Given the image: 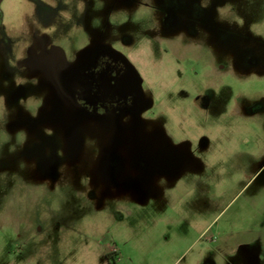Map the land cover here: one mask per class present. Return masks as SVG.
Wrapping results in <instances>:
<instances>
[{
  "label": "rangeland",
  "instance_id": "obj_1",
  "mask_svg": "<svg viewBox=\"0 0 264 264\" xmlns=\"http://www.w3.org/2000/svg\"><path fill=\"white\" fill-rule=\"evenodd\" d=\"M0 12V264H264V0ZM98 47L141 78L133 111L68 102L61 69Z\"/></svg>",
  "mask_w": 264,
  "mask_h": 264
},
{
  "label": "flooded vegetation",
  "instance_id": "obj_2",
  "mask_svg": "<svg viewBox=\"0 0 264 264\" xmlns=\"http://www.w3.org/2000/svg\"><path fill=\"white\" fill-rule=\"evenodd\" d=\"M42 1L48 5H54L56 2V0ZM37 23L35 21L34 25ZM24 24L20 25L23 28L19 27L21 29L18 32L19 34H29L31 29L32 35H38L36 27L35 29L32 27L29 29ZM4 33L0 24V35ZM41 60L36 61L40 62ZM51 64L55 67L57 73L60 71L59 68H62V65H58L56 61H53ZM204 68L207 70L206 73L211 70V66L206 64ZM212 71L215 73L220 72L218 68H213ZM60 72L64 75V78L57 76L62 77L61 81L63 83H61L63 87L61 86V88L66 90L64 92L68 97V102L81 113L88 116L91 114L110 115L122 112L128 113L136 108L141 98V78L120 54L108 48L98 47L91 54L79 60L73 69L64 70L62 68ZM31 80L33 81L34 79ZM194 98L192 99V103L199 109L207 110L210 108L212 101L208 93H197ZM244 246L246 245L238 244L234 248L232 247V250L236 249L235 252H241L245 250ZM113 254H118V250L106 254V258L110 261Z\"/></svg>",
  "mask_w": 264,
  "mask_h": 264
},
{
  "label": "crops",
  "instance_id": "obj_3",
  "mask_svg": "<svg viewBox=\"0 0 264 264\" xmlns=\"http://www.w3.org/2000/svg\"><path fill=\"white\" fill-rule=\"evenodd\" d=\"M223 243H224V245L222 246L223 247L222 249H223L224 253H229L230 249H232V247H234L233 244L228 243V241H224Z\"/></svg>",
  "mask_w": 264,
  "mask_h": 264
},
{
  "label": "water",
  "instance_id": "obj_4",
  "mask_svg": "<svg viewBox=\"0 0 264 264\" xmlns=\"http://www.w3.org/2000/svg\"><path fill=\"white\" fill-rule=\"evenodd\" d=\"M2 0H0V3H1Z\"/></svg>",
  "mask_w": 264,
  "mask_h": 264
}]
</instances>
